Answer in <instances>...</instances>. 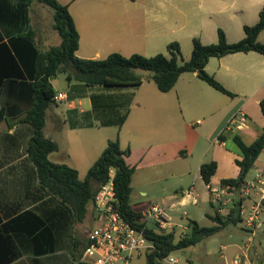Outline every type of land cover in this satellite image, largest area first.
Instances as JSON below:
<instances>
[{
    "label": "crops",
    "instance_id": "crops-1",
    "mask_svg": "<svg viewBox=\"0 0 264 264\" xmlns=\"http://www.w3.org/2000/svg\"><path fill=\"white\" fill-rule=\"evenodd\" d=\"M18 1L0 0L1 21L13 20L11 7ZM29 1L31 25L39 48L45 51L52 46L60 45L61 38L53 27L52 10L36 0ZM58 1L68 6L80 34L77 56L82 59L94 60L106 59L110 54L116 52L127 57L136 53L147 57L159 53L166 54L168 53V44L174 41L180 43L182 52L184 42L185 49L190 47L191 43V57L195 37H198L204 44L217 43L218 30L221 28L225 31L230 43L238 42L246 36L244 26L256 24L260 19V12L264 8V0H200V6L204 8L202 14L205 15L200 24L201 28L195 30L193 27L190 28L188 17H174L170 10V6L174 2L188 3L189 0ZM211 7H218L217 17L222 20L218 25H215L209 17ZM10 31L11 29L0 25V38H3L4 42H8L7 33ZM258 41L264 43V30L260 33ZM45 43L51 45L43 49L41 46ZM183 60H186L185 56H183ZM206 71L236 94L235 97H231L233 100L229 101L223 98L222 95L225 94L201 80L197 73L182 74L175 87L167 93L161 92L153 81H146L140 86L121 87L119 91L114 92L126 100L125 104L130 108L122 126L100 124V120L92 113L94 103L91 87H85L76 82H67L64 89L58 91L53 83L57 94L64 93L67 99L59 101L58 105L49 113L50 117L45 132L59 145L58 150L50 154V160L51 157H55L53 162L68 166L70 163L66 162L72 161L69 150H63L61 153L62 147L60 140L55 136L56 133H67V127L73 131L76 129L78 134L73 142H78V135L82 129H97L99 141L95 145L96 154L93 156L92 165L104 151L108 141L119 138L122 148L129 151L126 157L127 162L136 168L132 180L131 199L135 196V188H138V193L142 198L149 199L143 209L145 211H141L143 214L155 204L162 205L165 210L177 206L182 207L189 203L197 204L198 197L202 196L203 187L208 192V196H204V198H212L208 186L200 174V166L204 163V158L208 156L211 145L215 147L212 161L218 163L211 184L217 186L220 185L222 179L236 178L240 171L238 165L231 166L232 160L237 154L239 156V149L235 144L227 150L228 140H233L234 133H239L241 136L245 133L246 136H254L252 141L244 140L250 144L259 137L264 129V116L260 107V102L264 98V56L256 51H250L231 53L219 58L213 57L209 60ZM171 93H176V95ZM236 98H240V100H236ZM13 101L19 105V107L16 106V110H20L19 115L15 118L23 117V101L17 98L13 92H7L4 96L0 94V108L4 104L12 106ZM216 106H219L220 112L217 115L216 127L206 137L198 165L194 170H188L185 168V164L171 156L173 148L181 142L180 139L174 138V133L179 129L180 120L185 119V115L192 114L194 111L204 112L207 118L214 120L212 110ZM255 106L258 108L253 112ZM179 107L182 108L181 113L178 111ZM237 110L246 113V127L239 132L223 131L225 123ZM260 115H262L260 122L262 131L255 135V127L257 129L259 126L257 118L259 119ZM220 133L227 138L225 141L218 138ZM215 134H218L217 137ZM32 135L33 130L29 123H18L10 127L8 121L0 122V216L3 223H6L25 211H32L42 219L51 222L57 240V251L41 255L35 252L36 246L45 245L36 243L33 236L29 234L34 230L38 233L36 228H30L24 232L12 229L8 234L0 224V236H2L0 237V257L4 246L13 242L22 250V253L10 264H76L73 255L81 252V249H78L80 246L78 241L87 244L88 234L94 228L89 231L82 230L78 228V224L85 221L89 214L94 223L99 225L97 211L92 207L85 219L82 222H77L71 216L70 210L59 209V201L53 198L39 183L35 165L29 157L28 144ZM195 142L197 141L195 140ZM183 153L185 152L183 151ZM65 159L67 161H64ZM82 159L86 163L89 161V157L84 152ZM263 168L264 162L258 158L254 166L255 177L258 171ZM193 172L196 174L193 185H188L186 183L187 175ZM172 178H179L178 187L175 193L169 194L167 190ZM253 179L246 178V181ZM153 185L155 192L152 191ZM189 191L191 192L189 193ZM254 195L253 201L260 196L258 190L254 192ZM245 202L246 200H243L242 207L240 206L244 211H246ZM220 209L221 206L216 211L220 214L226 213V210L221 213ZM249 213L250 208L248 216ZM263 214L264 210L259 214L260 225L255 230L264 225ZM241 221H244L242 215ZM77 229L81 231L82 238L78 236ZM248 229L251 233H255V230ZM7 234L9 237L11 236L8 241ZM227 248L224 246V249ZM237 257L246 258L251 264H261L251 245L239 247L238 253L236 252L231 257L221 254L224 261L218 264H232ZM141 258L142 256L137 260ZM82 259H84V255ZM201 264L207 263L202 262Z\"/></svg>",
    "mask_w": 264,
    "mask_h": 264
},
{
    "label": "trees",
    "instance_id": "trees-1",
    "mask_svg": "<svg viewBox=\"0 0 264 264\" xmlns=\"http://www.w3.org/2000/svg\"><path fill=\"white\" fill-rule=\"evenodd\" d=\"M36 1L53 10V27L61 38V44L45 51L39 48L31 25L29 0H19L13 4V20H0L2 27L11 29L7 33L8 42L0 38V94L4 96L7 92H13L23 101L24 111L23 117L15 118L20 113V110H16V106L19 107L17 102L13 101L12 106L4 104L0 108V122L6 120L10 127L24 122L31 125L33 135L28 144L29 157L35 165L39 183L59 201V209L70 210L71 216L77 222H82L89 210L95 208V196L100 188L113 176L115 208L133 227L144 231L152 245L145 254L146 264H164V260L171 253L201 243L225 228L229 222L241 221L240 206L243 200L235 202L227 216L216 211L212 216L216 223L214 226H202L197 221L190 220L187 230L180 235L175 227L169 230L160 229L156 224L148 223L143 212L135 210L131 204L132 180L136 168L127 162L129 151L122 148L119 138L108 141L86 177L81 179L76 168L50 160V154L57 151L59 145L56 140L46 135L45 130L50 111L58 105L55 100L57 91L52 81L60 74L65 75L67 82L80 83L85 87H137L146 81H153L161 92L167 93L175 87L182 74L197 73L201 80L215 90L235 97L236 94L206 71V66L211 58L231 53L256 51L264 56V43L258 41L264 30V8L256 24L244 26L246 36L238 42L230 43L221 28L218 30L217 43L204 44L195 37L189 60L180 59L181 46L177 41L167 46L170 56L159 53L147 57L136 53L127 57L116 52L106 59L94 60L82 59L76 54L80 45V34L68 6L58 0ZM141 71L149 74L145 76ZM114 95L115 101L113 95L108 93L92 96V113L100 120L101 125L122 126L127 119L129 105L125 104L126 100L119 94ZM260 107L264 116V98ZM219 139L225 141L227 138L220 134ZM233 141L241 155L236 160L240 169L239 175L236 178L222 179L220 184L238 188L246 182L248 173L264 151V129L250 144L239 133L233 134ZM217 168L218 163L214 160L201 164L200 174L206 184L211 183ZM0 224L8 234L12 229L24 232L36 228L38 233L34 230L29 234L36 243L45 245L36 246L35 252L41 255L57 251L53 224L32 211H25L6 223H3L0 216ZM8 234L7 241L11 238ZM78 245L81 252L73 255L76 264H91L82 259L87 244L78 241ZM21 253L22 250L13 242L7 244L0 257V264H10Z\"/></svg>",
    "mask_w": 264,
    "mask_h": 264
},
{
    "label": "rangeland",
    "instance_id": "rangeland-1",
    "mask_svg": "<svg viewBox=\"0 0 264 264\" xmlns=\"http://www.w3.org/2000/svg\"><path fill=\"white\" fill-rule=\"evenodd\" d=\"M175 6L177 7L175 8ZM210 9H211L210 11L211 15L209 17L211 18V21L215 25H218L219 21H222L221 18L219 20L217 17L218 7H211ZM170 10L174 14V17H181V18H185V16L188 17L189 19L188 21L191 29L192 27L195 30H199L201 28L200 24L205 14H202L204 8L200 6V0H189L188 3L174 2L173 4H171ZM48 45L51 44L45 43L42 44L41 47L44 49L48 47ZM183 46H184L183 52L181 50L180 59H183V56H185L186 60H189L191 43H190V47L188 46L187 49H185V42ZM165 55L170 56V53L168 52ZM141 73L145 76L149 74V72L146 71H141ZM53 83L58 91L63 90L65 84L67 83L65 75L60 74L53 81ZM90 91L93 92L92 94H97L100 92L105 94L108 93L109 95H113L114 98L113 100L115 101L114 94L117 93L114 92L119 91V88L100 86V87H91ZM171 94L176 95V93H171ZM222 96L223 98L229 101L233 100L231 99V97H228L227 95H222ZM236 100H240V98H236ZM61 107L62 106H60V109H62ZM257 108L258 107L255 106L253 112H255ZM180 110H182V108L179 107L178 111L181 113ZM212 112L214 113V120L211 118H207L204 112L201 113L199 111H194L192 114L185 115V119L180 120L181 122L179 123V129L174 133V138L180 139L181 142L178 146H175L173 148V150L171 151V156L173 157V159L176 158L178 162L185 164V168L188 170H194L198 165L206 137L216 127V120L218 119L217 115H219L220 113L219 106H216L214 110H212ZM260 116L261 119L257 118V122H259L258 123L259 126L257 127V129L255 127V135L256 133L258 132L261 133L262 131V128L260 127L262 115ZM225 124H227V122ZM96 130L97 129H90V130L82 129L80 131V134L78 135V142H73V140H76L75 139L76 134H78L76 129L73 131V129L67 127L66 128L67 133L63 134V132L62 133L59 132L55 134V136L60 140V145L62 147L61 153L63 152V150L70 151L72 161H68L66 163H70L71 167L76 168L80 172L81 179H84L86 177L87 171L93 163L92 162V159H94L93 156L96 154L95 145L99 141V131ZM216 135L218 134H215V136ZM242 138L246 142H248V141H252V139H254V136H250V135L246 136L245 133H243ZM195 140L197 142H195ZM232 145H235L234 141L228 140V148L226 149L229 150ZM214 150L215 147L211 145L210 152L208 153V156L204 158L203 160L204 162L212 161ZM183 151L185 153H183ZM83 152L86 153L87 156L89 157V161L87 163L84 159H82ZM235 158L236 160L240 159L241 158L240 153L239 156L237 154ZM235 158L232 160L231 166L233 167L237 166ZM51 160L54 161L55 157H51ZM259 160L264 162V151L260 155ZM64 161H67V159H65ZM255 174H256L255 169L253 167L248 173L247 178L253 179L255 177ZM195 175H196L195 172L188 173L186 178L187 180L186 183L188 185H193L192 183L194 181ZM178 181L179 178L171 179V183L169 184L167 190L169 194L176 192V189L178 187L177 185ZM152 187H153L152 191L155 192L154 185ZM138 192H139L138 188H135V196H133V198L131 199V204L135 209L139 211H145L143 209L146 207V203L149 201V199L142 198ZM204 196L205 197L208 196V192L207 189H204L203 187L202 196L198 197L197 204L189 203L182 207L177 206L173 209L165 210L166 215L171 219V223L173 224L172 227H175L177 229L178 235H180L182 232H185L187 230L188 223L190 220H195L200 225L207 227H211L216 224L215 221L212 219V216L215 215L216 209L220 207L221 204L213 196L210 199L204 198ZM143 202L145 203L143 204ZM252 204H253L252 200L250 199L246 200L245 202L246 213L243 215L244 219L248 216V209L251 207ZM159 206L164 208L162 205ZM231 208L232 205L231 204L228 205L226 213L222 215L227 216ZM262 219H264V214L262 216ZM97 225L98 224L97 223L95 224L93 219L90 218L88 214L86 220L78 224V228L89 231L91 228L97 227ZM77 232H78L77 233L78 236L82 238L83 235L81 231L77 229ZM246 245L249 246L251 245L253 252L256 255V258L260 261L261 264H264V225L260 229L255 230V233L254 232L251 233L248 227L245 225V220L243 222L238 221V223L229 222L225 228H223L216 234L206 238L201 243H198L197 245L188 248L177 250L171 253L169 257H174L176 259H179V264H188L189 261L191 264H201L202 262H205L207 264H218L224 261V259L221 258V254H225L227 257H231L236 252L238 253L239 247L241 246L245 247ZM224 246H227L228 248L224 249ZM137 259L138 258L134 260L133 262L134 264H146L145 254L142 255V258L140 260ZM87 261H91V259L87 258ZM164 264H170V263L167 261V259H165Z\"/></svg>",
    "mask_w": 264,
    "mask_h": 264
},
{
    "label": "built area",
    "instance_id": "built-area-1",
    "mask_svg": "<svg viewBox=\"0 0 264 264\" xmlns=\"http://www.w3.org/2000/svg\"><path fill=\"white\" fill-rule=\"evenodd\" d=\"M67 99L64 93L55 95L57 102ZM247 125L246 113L237 110L228 119L224 130L233 132L242 131ZM223 131L221 132L223 134ZM220 133V134H221ZM219 138V137H218ZM211 196L221 204V213L227 210L228 205L235 206V201L250 199L253 201L254 192L258 190L259 197L253 201L249 216L245 220L248 228L255 230L259 225V214L264 210V168L258 171L253 180L246 181L238 188L229 185L214 186L207 184ZM191 191H189L190 193ZM116 200L113 176L104 184L95 196V210L98 212L99 225L93 228L87 239L84 252V261L91 264H134V260L152 247L144 231L133 227L127 222L114 206ZM242 207V205H241ZM246 213L243 209L241 215ZM148 223L156 224L160 229L169 230L173 224L166 215L165 208L153 206L144 213ZM258 222V223H257ZM87 258L91 261H87ZM170 264H179V259L167 257ZM191 264V263H188ZM232 264H251L246 258L237 257Z\"/></svg>",
    "mask_w": 264,
    "mask_h": 264
},
{
    "label": "water",
    "instance_id": "water-1",
    "mask_svg": "<svg viewBox=\"0 0 264 264\" xmlns=\"http://www.w3.org/2000/svg\"><path fill=\"white\" fill-rule=\"evenodd\" d=\"M97 214H98V212H97Z\"/></svg>",
    "mask_w": 264,
    "mask_h": 264
}]
</instances>
